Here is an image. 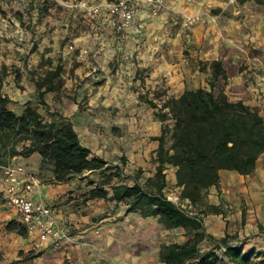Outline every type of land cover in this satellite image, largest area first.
<instances>
[{
	"label": "crops",
	"instance_id": "crops-1",
	"mask_svg": "<svg viewBox=\"0 0 264 264\" xmlns=\"http://www.w3.org/2000/svg\"><path fill=\"white\" fill-rule=\"evenodd\" d=\"M166 2L169 11L153 17L148 7H142L132 26L118 31L108 25L106 14L92 18L82 8H65L59 0H0V98L9 101V110L17 116L31 106L47 122L72 123L81 143L90 149L91 159L138 174L140 183L156 174L157 139L168 125L140 98L150 84L155 90L165 83L167 99L179 98L186 90H209L206 79L211 70L201 72L199 62L221 61L228 76L224 92L231 100L257 108L264 118V7L234 8L227 17H203L202 23L189 28L178 12L198 14L206 0ZM217 2L216 10L222 3ZM184 50L192 60L184 58ZM58 67L62 73L52 84L56 87L61 79V87L39 88L38 81ZM13 162L39 178L41 185L31 195L35 201L53 208L71 235L89 234L83 230L89 213L75 214L74 206L67 203L77 197L80 177L56 183L52 165L42 167L38 154ZM175 172L169 167L166 174L177 185ZM220 177L219 185L210 187L204 200L222 213L203 214L206 232L217 243L228 237L230 244L259 254L252 262L264 264V154L251 175L222 171ZM101 205L87 203L96 211ZM11 222L19 223L20 217L3 199L0 174V263L20 261L33 250H46L47 255L54 249L40 247L37 234L22 236L8 230Z\"/></svg>",
	"mask_w": 264,
	"mask_h": 264
},
{
	"label": "trees",
	"instance_id": "trees-1",
	"mask_svg": "<svg viewBox=\"0 0 264 264\" xmlns=\"http://www.w3.org/2000/svg\"><path fill=\"white\" fill-rule=\"evenodd\" d=\"M223 64L213 62V80L210 89L186 90L179 98H169L160 113L163 122L170 116L173 127L164 126L157 140L155 152L156 174L144 184L133 185L115 182L122 169L109 167L100 158L91 159L72 123L61 126L45 121L41 113L28 106L22 115L9 110V101L0 98V164L7 165L17 158L41 157L42 167L52 165L54 181L67 183L87 172H99L101 182L88 192L89 200L126 203L129 212L140 213L144 218L154 217L168 230L184 232L183 244H164L159 258L162 264H253L256 254L245 252L243 247L229 243L225 237L217 240L204 228L201 215L189 216L165 194L166 171L176 169L177 186L182 189L181 199L197 208H209V214H221L217 206L205 203V193L218 186L222 171H235L247 176L254 173L257 161L264 154V118L257 108L243 101H234L216 81L223 75ZM62 67L38 81L39 88L55 90L52 81L60 77ZM106 187H110L108 190ZM8 230L27 235V229L11 222ZM205 241H215L209 250H202Z\"/></svg>",
	"mask_w": 264,
	"mask_h": 264
},
{
	"label": "rangeland",
	"instance_id": "rangeland-1",
	"mask_svg": "<svg viewBox=\"0 0 264 264\" xmlns=\"http://www.w3.org/2000/svg\"><path fill=\"white\" fill-rule=\"evenodd\" d=\"M59 1L65 8L69 9L71 8L69 7L70 4L80 0ZM217 1L219 0H216L214 9L209 13L208 10L204 8L203 12H207L203 16L204 19L207 17L210 20H218L221 17H227L230 12H233L234 8L247 9L251 8V5L257 8L264 7V0H234L232 3L230 0H221V7L216 10ZM180 12H183V10ZM241 16L240 13L237 15V21L240 20ZM202 22L201 20L200 23ZM178 23H180V21H178ZM195 26L189 28H194ZM181 39H183V41L185 40L183 34ZM183 56L184 58L192 60L190 59L191 54L188 50L183 51ZM221 63L223 64V70L227 76L226 65L223 62ZM212 64L213 62L205 63L200 61L198 67V70L201 72L204 71L205 73H207L210 68L212 75L206 79V83L209 86L211 80L214 78ZM194 65L197 64L195 63L193 66ZM194 67L197 69L196 66ZM230 71H232V69H230L229 72ZM145 78L144 76L141 77L142 81H145ZM218 81V83L216 81L217 88L225 90L224 88L227 80H225L224 76L220 75ZM147 85H149V83H147ZM148 88L149 89H147V87L144 88L146 90L141 93L140 98L154 109L153 112L156 116L159 117L160 113L167 115V111L162 112L159 107L168 100L165 83L159 85L155 90L152 89L151 84ZM168 118H170V116L166 117L165 122L161 121L163 125L168 124L172 128L173 122ZM159 119L161 118L159 117ZM79 177L81 178L79 181L82 183V186L78 188L79 193L77 197L69 198L67 203L70 206H74L75 214H77L78 211L80 215L82 214L81 216L85 215V212L89 213V223L86 228H83V230H87L89 234H70L71 240L60 248L53 247L54 249L51 250L50 254L46 255L48 252L46 250H33L28 252L22 260L11 264H17L19 262L24 264H162L159 258L162 245L173 243L183 244L185 242V235L182 230H168L158 221V218H144L140 213L129 212V206L126 203L118 204L116 202L110 203V201L105 200H89L88 192L101 182L99 172H87ZM139 177L140 175L138 174H130L122 170L120 178L115 179V182L130 185L134 184L136 182L135 180ZM167 182L165 194L168 199L174 204L183 202L184 200L181 199V191L178 189V186L170 183L168 179ZM106 188L108 190L110 189V187ZM89 201H95L96 203L102 202L101 210L96 211L95 207L89 208V206H87ZM82 208L89 209L81 212ZM202 210L206 212V214L210 211L207 207L200 209L194 206L193 212L200 215ZM201 219L203 222V215H201ZM108 224L112 227L106 230V228H109L105 227ZM91 232L93 234H90ZM215 245L216 243L214 241H210L204 243V245L200 247L204 251Z\"/></svg>",
	"mask_w": 264,
	"mask_h": 264
},
{
	"label": "built area",
	"instance_id": "built-area-1",
	"mask_svg": "<svg viewBox=\"0 0 264 264\" xmlns=\"http://www.w3.org/2000/svg\"><path fill=\"white\" fill-rule=\"evenodd\" d=\"M193 3L196 0H186ZM234 0H230L232 3ZM216 0H206L205 9L208 13L214 9ZM71 8H82L89 17H97L106 14L109 26L118 31L130 28L138 16L142 7L149 8V14L153 17L169 11L166 0H112L101 1L95 4L88 0H80L69 5ZM182 15L186 27H193L200 23L204 14L200 12ZM87 53V51L85 52ZM160 109L163 108L159 106ZM168 111V109L163 110ZM2 176V196L8 207L13 209L20 217V222L28 233L37 234L40 247L52 246L62 247L71 240L70 233L63 227L61 221L56 217L53 208L42 200L35 201L31 196L41 183L39 178L33 174L25 165L11 162L7 165L0 164ZM185 214L196 216L193 212L194 206L188 200L176 204Z\"/></svg>",
	"mask_w": 264,
	"mask_h": 264
}]
</instances>
